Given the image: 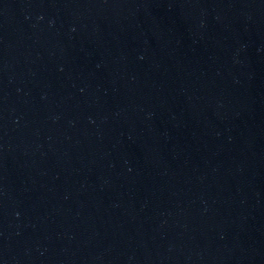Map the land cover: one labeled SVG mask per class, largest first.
<instances>
[{
	"label": "water",
	"instance_id": "95a60500",
	"mask_svg": "<svg viewBox=\"0 0 264 264\" xmlns=\"http://www.w3.org/2000/svg\"><path fill=\"white\" fill-rule=\"evenodd\" d=\"M0 264H264V0H0Z\"/></svg>",
	"mask_w": 264,
	"mask_h": 264
}]
</instances>
